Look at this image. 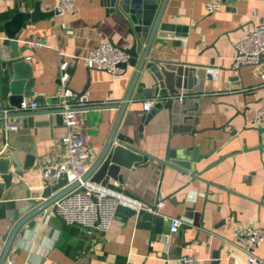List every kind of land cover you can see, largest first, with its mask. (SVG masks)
Here are the masks:
<instances>
[{
	"label": "crops",
	"instance_id": "0c3cea01",
	"mask_svg": "<svg viewBox=\"0 0 264 264\" xmlns=\"http://www.w3.org/2000/svg\"><path fill=\"white\" fill-rule=\"evenodd\" d=\"M38 1L45 12L54 11L57 4V0L19 3L22 10L32 11ZM15 3L0 0L1 39L2 25L12 17ZM207 3L167 0L163 20L184 27L185 37L177 39L179 45L170 39L156 40L150 55L164 62L214 67L217 77L197 82L177 77L179 93L171 107H165L171 97L159 99L161 109L142 128L143 114L153 109L156 100L135 98L138 80L116 132L132 139L131 147L157 160L170 161L173 153L185 151L181 161L190 162L191 169L165 167L145 158L131 168L121 167L118 179L105 184L140 200L146 208L164 201L163 216L155 214L164 219L162 231L156 233L155 221H146L145 227L138 212L126 207L118 208L107 233L67 225L49 207L19 229L6 258L13 256L15 264H183L182 258L191 256L198 264H211L215 258L218 264H248L238 233L245 227L264 231V207L259 204L264 197V122L256 121L264 105V57L257 65L239 69L231 64L236 43L247 37V27L262 21L264 0H224L213 12L207 10ZM106 9L101 0H75L72 12L26 22L18 35L23 55L32 64L33 92L45 101L41 110L55 106L63 61L71 67L69 87L85 94L88 106L77 111L76 124L95 151L86 173L109 140L136 71L128 66L122 76H111L87 62L101 43L112 40L120 47L132 43L126 23L116 13L106 16ZM32 38L42 45L32 49L28 44ZM149 100L153 105L144 111L143 103ZM4 109L10 110L8 119L18 130L5 132L1 111L0 157L16 151L23 168L37 166V171L26 175L29 188L13 186L16 179L0 176L7 191L0 201V260L14 227L44 202L39 172L52 158L54 141L66 133L55 115L48 126L24 127L14 108L6 104ZM164 216L184 222L171 239L163 237L169 227ZM255 254L264 264V241Z\"/></svg>",
	"mask_w": 264,
	"mask_h": 264
},
{
	"label": "water",
	"instance_id": "95a60500",
	"mask_svg": "<svg viewBox=\"0 0 264 264\" xmlns=\"http://www.w3.org/2000/svg\"><path fill=\"white\" fill-rule=\"evenodd\" d=\"M159 2L160 0H101V4L107 8L106 16L116 13L128 26L127 35H131L132 38V43L129 47L117 46L112 40H110V43L129 55L128 61L124 63L122 67L126 69L128 66H133L136 68V71L129 92L120 108L118 118L109 140L92 168L85 174V180L90 179L95 183H102L105 185L109 179H118L121 167L131 168L135 163L142 162L145 158L160 163L165 167L175 169H177V167H183L187 170L191 169L190 162L181 161V159H185V151H183L181 155L173 153L170 161H161L131 147L129 144L133 142L132 139L123 133L119 135L116 134L123 113L131 99V92L138 80H140V84L137 91L138 94L135 98L150 97L156 100L153 109L149 113L144 112L141 119L142 125L140 126V128H142L143 125L149 122L161 109L162 104L159 99L171 97L165 104L166 108L171 107L173 97L179 93L175 88V80L177 77L185 82L191 77L194 82H197L198 78L199 80L206 77L212 79V76L208 74L207 67L205 66L172 61L164 62L151 57L150 52L156 40L170 39L173 40L174 45H179L181 43L177 41V39L183 37L185 31L184 27L163 20V13L167 0H162L160 8L157 11ZM55 14H57L55 11H43L39 1L32 11L22 10L20 3L16 2L12 17L2 25L5 37L3 39L0 38V112L5 108L6 104L18 111L23 99L29 97H33V100L37 101L41 107L45 106L43 97L35 96V92H33L35 79L33 77L32 64L28 62L23 55L24 48L20 46L18 35L26 22L35 23L53 17ZM263 57H261L260 60L263 59ZM173 65L187 68V70L184 73V70L171 68ZM70 70L71 67H68L65 71L69 76H71ZM63 73L64 72L59 70L58 83ZM77 95L82 96L84 93ZM54 103H57L56 98L54 99ZM16 115L22 119L24 127L48 126L52 115H55L58 121H63V116L60 112L51 109H44L34 113L16 112ZM0 117H2L1 114ZM192 159L194 161H199L196 158ZM12 165L15 167L12 168ZM36 171L37 166L29 169L23 168L17 159L16 151L13 154L0 157V176L16 179V181L12 183L13 186L24 185L29 188L26 175ZM66 184L67 181L64 175L59 177L54 183L41 179V197L44 202L24 216L14 227L13 231L8 236L0 264H3L12 241L19 229L30 218L41 213L45 209L52 207L53 211H55V202L78 186V183H75L65 187ZM6 192L5 188L0 185V201L5 199ZM158 203L159 201L149 208L152 211H156ZM259 204L264 207V197ZM138 218L140 223L145 227L149 226L146 221H155L157 225L156 233L162 231L164 223L162 217L141 209L138 212ZM211 264H218L217 259L215 258Z\"/></svg>",
	"mask_w": 264,
	"mask_h": 264
},
{
	"label": "built area",
	"instance_id": "2783aa9c",
	"mask_svg": "<svg viewBox=\"0 0 264 264\" xmlns=\"http://www.w3.org/2000/svg\"><path fill=\"white\" fill-rule=\"evenodd\" d=\"M20 2L22 0H11ZM224 0H208L207 10L213 12L220 8ZM75 8V0H57L54 11L57 14L70 13ZM32 49L42 44L38 38L29 41ZM264 56V16L259 24H251L247 27V37L236 43L235 56L232 61V68L239 69L247 65H257L260 58ZM129 59V55L110 42L101 43L90 53L87 62L98 70L105 71L111 76H122L125 69L122 67ZM67 63L63 62L60 68L64 72L60 77L59 86L56 92L57 103L49 109L59 111L63 116V123L66 133L63 137L54 141L52 146V158L46 162L39 172L40 178L54 183L62 175L65 176L67 184L78 186L65 194L55 202L56 210L51 214L60 217L65 224H78L89 230L100 233L109 232L119 207H126L139 212L147 210L157 215H162L160 210L164 209L165 202L157 204V210L152 211L144 207L143 203L129 195L119 192L107 185L95 183L90 179H84L87 171V164L95 155V151L86 142L77 128L76 114L81 108L88 106L85 94L78 96L69 87V75L65 72ZM208 74L217 77L218 70L214 67L207 69ZM183 97L179 100L183 101ZM153 101L143 103V110L149 111ZM40 105L35 100L23 99L20 108L16 112L34 113L40 111ZM10 110L3 109L2 115L5 118V132H16L18 125L9 121ZM256 121L264 122V105L256 113ZM163 216V215H162ZM169 227L163 237L171 239L176 235L183 220L169 218ZM264 241V231L256 227H245L238 233L237 242L246 253L248 264H262L255 251ZM152 247L154 245H151ZM183 264H198V259L191 256L182 258ZM3 264H15L13 256H8Z\"/></svg>",
	"mask_w": 264,
	"mask_h": 264
}]
</instances>
